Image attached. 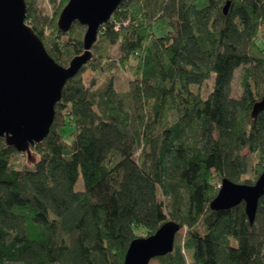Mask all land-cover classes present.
Here are the masks:
<instances>
[{"label":"trees","instance_id":"16d2710c","mask_svg":"<svg viewBox=\"0 0 264 264\" xmlns=\"http://www.w3.org/2000/svg\"><path fill=\"white\" fill-rule=\"evenodd\" d=\"M35 1L26 23L65 67L85 28L58 30L67 0L51 20ZM263 91L264 0H123L45 139L28 156L0 137V264H123L167 221L184 236L158 264H264V194L251 224L242 203L209 208L222 178L253 184L264 168V111L250 118Z\"/></svg>","mask_w":264,"mask_h":264},{"label":"water","instance_id":"95a60500","mask_svg":"<svg viewBox=\"0 0 264 264\" xmlns=\"http://www.w3.org/2000/svg\"><path fill=\"white\" fill-rule=\"evenodd\" d=\"M123 0H68L56 26L68 32L77 22L85 28L83 52L66 67L47 53L42 41L26 23L25 0H0V137L18 153L30 154V147L47 136L66 82L86 65L100 27L107 23ZM226 1L222 12L227 13ZM264 111V91L253 103L250 118ZM264 194V168L253 184H239L222 178L211 210H225L240 203L249 223L254 220L258 200ZM179 225L163 223L152 235L133 239L123 264H149L170 253Z\"/></svg>","mask_w":264,"mask_h":264},{"label":"rangeland","instance_id":"374dc122","mask_svg":"<svg viewBox=\"0 0 264 264\" xmlns=\"http://www.w3.org/2000/svg\"><path fill=\"white\" fill-rule=\"evenodd\" d=\"M60 3H61V0H54V2L51 1V0H36L35 1V8L39 11V13L42 16H46L47 19L51 20L54 17V13L56 12V10H58V8H60V6H59V5H61ZM60 11H59V13H60ZM58 15H57V18H58ZM239 74H240L239 70L235 71L234 78H233L232 83H231V91H232V95L234 97H238L240 95V93H241V88H240V85H239V82H240V77H239L240 75ZM91 76H92V73L90 71H85L83 73V77L85 78L86 81H88ZM127 80L128 79L126 77V74L123 71L121 72V70H119L118 77L116 78V88L118 90H122V88L125 85V82ZM209 82H212V78L209 79ZM210 89H211V84H210L209 90H207L206 93H204V91H203V93H204L203 97H205L207 95V93H209ZM241 154L246 156L247 160L249 162L248 170L246 171V173L243 176V178H245L246 180L252 181L254 176H255V172L253 170V164L255 162L256 157H255L254 154H248L246 150H243L241 152ZM77 186L81 187V181L78 182ZM184 231L185 230H180L177 233V236L178 237L179 236H184ZM149 264H158V262L157 261H151Z\"/></svg>","mask_w":264,"mask_h":264}]
</instances>
